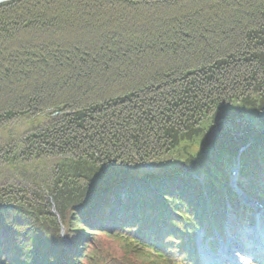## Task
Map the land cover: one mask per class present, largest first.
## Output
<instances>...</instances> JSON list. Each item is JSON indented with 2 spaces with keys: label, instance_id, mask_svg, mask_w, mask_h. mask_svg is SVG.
Instances as JSON below:
<instances>
[{
  "label": "trees",
  "instance_id": "16d2710c",
  "mask_svg": "<svg viewBox=\"0 0 264 264\" xmlns=\"http://www.w3.org/2000/svg\"><path fill=\"white\" fill-rule=\"evenodd\" d=\"M237 157L264 201V0L0 4V264H192Z\"/></svg>",
  "mask_w": 264,
  "mask_h": 264
},
{
  "label": "rangeland",
  "instance_id": "374dc122",
  "mask_svg": "<svg viewBox=\"0 0 264 264\" xmlns=\"http://www.w3.org/2000/svg\"><path fill=\"white\" fill-rule=\"evenodd\" d=\"M235 168H236V166H235ZM238 169L241 170V168H239V167H238ZM236 179H237L236 177H232V178L230 177L229 185H230V190L232 191V193L234 195H237L238 196L236 189L237 188L242 189L243 186H242V184H239ZM239 204H236V207L237 208L239 207ZM241 204L249 205L245 200H243ZM227 208L230 209L228 206H227ZM247 208H251V207H247ZM230 210L231 211L228 212L227 214L229 216H231V215L236 216V212L237 211H232L233 209H230ZM263 213H264V209H263ZM261 225H263L262 224V221H261ZM234 233L237 234V239L238 240L239 239H242L241 236H240V234L238 235V233H236V232H234ZM203 234H204V230L201 227V229H199V231L197 232V236H196V240L198 242L197 243L198 253L200 254V257H198V260L197 261H194V262L191 261L192 264H207V262L209 261V259L206 256L211 255V253H212L210 251L211 249L209 248V245L207 244V242L203 241ZM97 240L100 243L104 244L105 248L108 249L109 251H111L112 254H113V256H119V258H123L122 257L123 256L122 249H120L117 246L118 244L115 245L116 243H114L107 236L106 237H102V238H98ZM244 242H247L246 245H248V242L249 241L247 239ZM247 248H249V247H247ZM231 251L232 252H230L231 253L230 255H232V257L234 256L236 258L233 259V261L235 263L232 262V263H229V264H264V251L263 250H262V253H259L258 255H255V253H252L250 248H249V252H248V250H245V252L238 253V251H236V249L234 251L233 250H231ZM246 251L248 252V254L246 253ZM235 259H236V261H235ZM220 264H224V262L223 263H220Z\"/></svg>",
  "mask_w": 264,
  "mask_h": 264
},
{
  "label": "bare ground",
  "instance_id": "6f19581e",
  "mask_svg": "<svg viewBox=\"0 0 264 264\" xmlns=\"http://www.w3.org/2000/svg\"><path fill=\"white\" fill-rule=\"evenodd\" d=\"M255 238L258 239V243H259V240L263 239V241H264V237L261 238L260 235L258 236L257 234H256V237L252 236V239H255Z\"/></svg>",
  "mask_w": 264,
  "mask_h": 264
},
{
  "label": "water",
  "instance_id": "95a60500",
  "mask_svg": "<svg viewBox=\"0 0 264 264\" xmlns=\"http://www.w3.org/2000/svg\"><path fill=\"white\" fill-rule=\"evenodd\" d=\"M7 1H11V0H0V4L6 3Z\"/></svg>",
  "mask_w": 264,
  "mask_h": 264
}]
</instances>
